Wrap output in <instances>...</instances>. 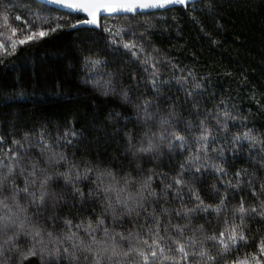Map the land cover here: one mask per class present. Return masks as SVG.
<instances>
[{"label":"trees","instance_id":"16d2710c","mask_svg":"<svg viewBox=\"0 0 264 264\" xmlns=\"http://www.w3.org/2000/svg\"><path fill=\"white\" fill-rule=\"evenodd\" d=\"M37 3L43 5L32 0H0V5L7 4L11 10L7 24L18 29L14 39L21 37L20 29L26 26L23 20L12 18L14 15H22L27 20V26L33 30L48 31L50 25H62L47 37L18 46L15 55L0 56L3 61L0 63V136L4 137L0 143V155L7 149L13 152L17 150L18 146L13 144V140L26 143L23 140L26 133L35 142L43 132L52 152H62L76 163L99 164L102 168H110L117 177L131 173L139 180L141 176L152 175V186L161 197L154 202L157 214L161 208H168L173 224L188 223L183 216L175 214L176 209L195 206L196 202L187 187L179 196L173 190H168L167 200L162 193L165 191L164 185L173 183L172 178L179 172L180 165L195 153L196 147L183 151L177 149L170 153L165 146L160 153L133 156L128 151L126 134L131 133L135 142L142 137L145 125L137 118V109L125 104L119 93L126 90L136 103H142L145 97L151 98L165 115L167 111L173 110L169 106L174 105V110L179 114L177 128L180 130L184 129L186 120L197 124L206 116V122L214 125L210 114H214L218 106L222 107L221 101H224L234 115L246 118L237 121V124L246 123L249 127L254 126L257 134H264V107L257 104L259 101L260 105H264V0H199L195 2V7L190 4L187 8L174 7L135 17L103 18L101 27L97 29L71 27L85 18L46 5L37 7ZM29 8L38 16H33ZM3 11V7H0V43L10 49L8 37L11 36V30L5 26ZM40 17L48 18V22H43ZM105 26L113 31L117 28L124 30L123 41L116 37L117 45L134 42L138 46L137 52L142 45L144 52L140 53L141 57L147 54L159 62L161 78L171 81L162 86L164 90L159 97L147 79L151 68L145 71L146 65L142 60H137L122 46L113 45L112 37L104 30ZM90 59H99L102 64L92 68L87 63ZM189 72L192 77H188ZM180 76L187 78L189 89L193 86V78L201 82L204 85L203 94L188 97L182 86L176 83V78ZM93 77L100 81V87L93 85ZM109 78L116 92L105 95L103 84ZM193 99L197 102L195 108ZM150 123L156 125L152 130L157 131L158 122ZM73 130L77 135L73 137L69 134L67 139L72 141L69 144L65 133ZM240 130L230 124V132ZM222 137L223 134H220L218 142L225 145L227 162L223 167L229 176L220 179L211 169L207 172L202 169L201 178L193 179L192 173L185 172V179L194 185V190L199 192L205 204L213 206L219 203L225 192L227 180L231 179L235 183L237 172L241 173L244 181L252 179L257 193L260 192L259 185L264 183V168L258 163L259 157H250L247 145L234 155L227 150L230 140ZM48 154L46 151L44 155ZM27 158L40 160L41 166L45 164L38 145L28 149ZM61 168L64 170L63 165ZM16 182L22 187L23 177H19ZM96 183L90 177L82 180L79 186L87 195ZM213 185L219 189L218 192H214ZM176 187L173 185V188ZM56 191L64 193L56 209V219H49L51 207L39 219L48 225L49 230H52L51 225L54 223L58 236L62 237L68 231L64 224L65 218L70 219L73 225L89 219L95 222L102 212L98 200H85L82 203L78 194H74L71 186H65L62 180L57 182ZM227 195L228 207L219 219L211 211L201 212L193 216L190 226L198 229L203 225L206 233H218L225 227V216L229 220L228 226H231V210L239 205L241 197L245 207L259 203L247 183H241L239 190L228 188ZM260 199L264 200V195ZM5 211L0 208V215ZM145 219L143 213L138 219L132 218L131 222L128 217H124V227H117L116 230L143 231L140 225ZM168 219V216L161 215L163 224ZM147 223L151 224L152 220L148 218ZM246 223L244 234L250 237L249 243L240 247L238 253L230 252V258L258 253V242L264 237V223L259 217L246 219ZM106 225L112 227L110 219H106ZM71 231L77 232L87 242L83 228L72 227ZM169 231L176 235L174 229L169 228ZM186 234L191 233L186 230ZM97 235L101 237L103 233ZM196 235L203 238L199 231ZM55 246L48 244L49 248ZM212 251L215 252L216 248L213 247ZM23 264H41V260L31 257ZM59 264H64V261Z\"/></svg>","mask_w":264,"mask_h":264},{"label":"snow or ice","instance_id":"6c2138e0","mask_svg":"<svg viewBox=\"0 0 264 264\" xmlns=\"http://www.w3.org/2000/svg\"><path fill=\"white\" fill-rule=\"evenodd\" d=\"M32 2L35 3L36 0ZM190 3L195 7V0H45V4L54 5L58 9H67L70 13L86 15V19L79 20L78 24H72L71 27L90 25L96 28L101 27L102 14L105 20L112 14H131L135 17L140 14H151L156 10L171 9L176 5L187 8ZM0 7L4 10L2 18L5 26L11 30V36L8 37L10 49L4 43H0V56L15 55L18 46L38 41L62 27L61 24L56 23L50 25L48 31L33 30L31 26H27V20L22 15H14L12 18L17 21L23 20L26 25L20 29L21 37L14 39L18 29L7 24L11 10L7 4ZM37 7L42 8L43 5L37 3ZM29 12L33 16H38L32 8H29ZM40 19L45 23L48 22V18L40 17ZM104 30L112 37L113 45H117L116 37H120L123 41L122 28L113 31L112 28L105 26ZM120 46L137 60H142V63L146 65L145 71L151 68L147 79L152 90L159 97L164 90L162 86L171 82L169 79L161 78L159 62L147 54L141 57L140 53L144 52L142 45L139 46V52L136 51L138 46L134 42H123L117 45V47ZM2 62L0 60V63ZM87 63L92 68H96L102 64V61L90 59ZM188 77H192L191 72L188 73ZM92 83L94 86H101L100 81L95 77L92 78ZM176 83L182 86V90L188 97L203 94L204 85L194 78L191 89L187 87L186 77H177ZM103 88L105 95L116 92L111 78L103 84ZM119 95L125 104H130L137 109V118L145 125L142 137L135 142L131 133L126 134L128 151L133 156L160 153L165 146L170 153L177 149L183 151L196 147L195 153L189 155L186 163L180 165L179 172L172 178L173 183L164 185L165 191L162 193L163 198L167 200L168 190H173L179 196L187 187L192 194L191 198L196 202L195 206L184 207L182 210L176 209L175 214L183 216L188 223L173 224L168 208H161L160 213L157 214L154 202L161 197L152 186V175L141 176L139 180L131 173L117 177L110 168H102L99 164L92 162L79 164L69 160L62 152H52L43 132L39 134V140L35 142L30 140L26 133L23 137L26 143L13 140V144L18 146L17 150L13 152L7 149L3 155H0V208L6 210L0 215V264H23L31 257H39L41 264H52L53 261L56 264L61 261H64V264H264V237L258 242V253L245 254L243 257L228 256L230 252L238 253L240 247L249 243L250 237L244 234L247 228L246 219L259 217L261 223H264V200L260 199V196L264 195V183L259 185L260 192L257 193L252 179L244 181L241 173L237 172L235 183L231 179L227 180L225 192L219 203L213 206L205 204L199 192L194 190V185L185 179L186 171L192 173L193 179H200L202 169L204 172L211 169L220 179L229 176L228 171L223 167L227 161L225 145L218 142L220 134H223L224 140H230V145L227 146L228 151L235 155L247 145L250 157L258 156V163L264 168V134H257L254 126L249 127L246 123L237 124V121H244L246 118L240 117L239 114L234 115L224 101H221L222 107L218 106L215 113L210 114L215 121L214 125L206 122L208 119L206 116L197 124L186 120L184 129L180 130L177 128L180 122L179 114L174 110V105L169 106L173 110L167 111L165 115L151 98L145 97L142 103H136L131 100L126 90L121 91ZM257 104L264 107L259 101ZM192 105L194 108L197 106L195 99L192 100ZM152 121L158 122L157 131L152 130L156 127L155 124L150 123ZM230 124L241 130L230 132ZM193 129L196 131H192ZM69 134L75 137L77 133L74 130L65 133L67 143L71 144L72 141L67 139ZM3 139L4 137L0 136V143ZM37 145L44 158V166H41L38 159H26L28 149ZM210 146H212L211 150ZM255 149L259 151H254ZM46 151L50 154L45 156ZM62 165L64 170L61 168ZM245 175H247L246 170ZM19 177H23L22 187L16 182ZM90 177H93L97 183L95 188L85 195L79 185L82 180ZM60 180L65 186H71L73 193L78 194L82 203L85 200L96 199L102 206V212L95 222L89 219L73 225L70 219L65 218L64 224L68 231L62 237L56 234L54 223L51 225L52 230H49L48 225L41 223L39 219L49 207L52 211L49 219L52 221L56 219V209L64 198L63 192L56 191L57 182ZM241 183H247L250 186L252 195L259 200L258 205L245 207L244 199L241 197L239 205L231 210L233 212L231 226H228L229 220L225 216V227L218 233H206L203 225H200L198 229L190 226L193 216L201 212L211 211L219 219L228 207L227 189L239 190ZM137 184L139 187H136ZM173 185L177 187L173 188ZM212 187L214 192L219 191L215 185ZM142 213L146 218L140 225L143 231L140 229L116 230L117 227H124L122 223L124 217H128L131 222L132 218H140ZM161 215L169 217L166 224L161 222ZM148 218L152 220L151 224L147 223ZM106 219H110L112 227L106 225ZM72 227L83 228L88 238L87 242L79 237L77 232L71 231ZM169 228L174 229L176 235H172ZM186 230L191 234H186ZM197 231L203 238L196 235ZM100 232L103 235L98 237L97 233ZM46 238L48 244L56 246L49 248ZM213 247L216 248L215 252L212 251Z\"/></svg>","mask_w":264,"mask_h":264},{"label":"water","instance_id":"95a60500","mask_svg":"<svg viewBox=\"0 0 264 264\" xmlns=\"http://www.w3.org/2000/svg\"><path fill=\"white\" fill-rule=\"evenodd\" d=\"M36 1L39 2V3H41V4H43V5H46V6L50 7V8H52V9H55V10H59V11L65 12V13H68V14H70V15H80V16H83L85 19L87 18L86 15L83 14V13H70V10H67V9H58V8H56V6H54V5L45 4V0H36ZM196 1H199V0H195V2H196ZM190 4H192V3H190ZM190 4H189V5H190ZM174 7H182V6H180V5H176V6H173L172 8H174ZM164 10H168V9H164ZM164 10H156V11H154V12L164 11ZM130 15H131V14H120V15L112 14V15H110L109 17H115V16H130ZM103 18H104V14L101 15V21H102ZM76 28H92V29H97L95 26H90V25H78Z\"/></svg>","mask_w":264,"mask_h":264}]
</instances>
